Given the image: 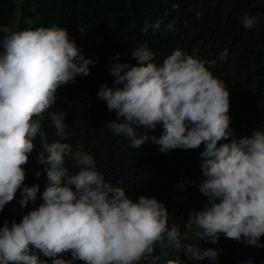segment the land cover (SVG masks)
<instances>
[{
    "label": "clouds",
    "instance_id": "1",
    "mask_svg": "<svg viewBox=\"0 0 264 264\" xmlns=\"http://www.w3.org/2000/svg\"><path fill=\"white\" fill-rule=\"evenodd\" d=\"M26 22L33 23L31 18ZM259 22L260 16L245 15L242 26L251 30ZM149 28L160 31L161 22L145 23L142 32ZM79 30L83 33L85 26L79 25ZM175 31L174 22H169L162 34ZM228 55L227 50L221 52L219 61ZM132 56L135 65L118 62L117 53V62L109 66L114 86L101 85L98 92L108 110L117 114L108 127L128 138L133 148L151 140L163 154L203 145L205 179L199 190L207 203L203 210L188 213L186 229H195L197 241L216 244L223 235L264 248V130L233 136L230 92L210 70L217 60H201L176 49L158 66L143 45L135 47ZM96 62L83 54L65 28L13 31L0 25V213L21 189V208L37 204L40 186L25 185L24 166L35 137L44 136V113L56 103L60 86L88 76ZM50 116L60 140L45 141L37 157L46 165L36 173L47 177L42 202L20 222L0 226V264H160L164 254L154 255L158 242L183 248L193 260L218 261L221 250L183 243L187 237L182 239L176 224L169 228V212L162 202L144 195L134 201L124 188L106 182L90 153L60 142L67 135L64 113ZM161 124L159 138L138 132ZM67 161L76 172L65 166ZM69 253L71 258H63ZM164 264L181 262L167 259Z\"/></svg>",
    "mask_w": 264,
    "mask_h": 264
},
{
    "label": "trees",
    "instance_id": "2",
    "mask_svg": "<svg viewBox=\"0 0 264 264\" xmlns=\"http://www.w3.org/2000/svg\"><path fill=\"white\" fill-rule=\"evenodd\" d=\"M245 15L260 16L259 24L251 30L244 29ZM28 18L33 23H27ZM14 19H18L17 31L65 28L83 54L97 62L90 66L88 76H78L74 83L60 86L56 103L44 113L41 122L44 136L35 137V148L24 166L25 185L40 186L37 204L30 202L27 208H21V189L0 213V226L4 222H20L23 215L42 202L40 196L47 177L46 174L38 177L36 173L42 172L46 165L39 164L37 157L45 141L60 140L50 114L63 112L67 135L60 142L69 143L73 150L79 145L82 151L90 153L105 181L124 188L134 201L144 195L162 202L169 212V228L176 224L182 239L187 237L184 244L198 243L202 250H221L218 261H197L190 259L183 248L162 247L158 242L154 255L164 254L160 264L167 259H178L181 264H264V248L223 235L216 244L197 241L193 240L195 229L192 232L186 229L188 213L203 210L207 203V197L199 190L205 179L200 155L204 146L163 154L149 140L140 149L133 148L128 138L115 135L108 127L117 114L109 111L106 102L98 97L101 85L114 86L109 66L117 62V53L118 62L135 65L132 50L143 45L154 54L152 62L160 66L168 55L180 49L201 60H217L210 70L225 82L230 92V127L235 138L251 136L256 128L264 130V0H23L19 6L18 0H0V25L9 28ZM156 22H161L160 31L149 28L147 33L142 32L145 23ZM169 22H174L176 31L162 34ZM79 25L85 26L83 33ZM225 50L229 55L221 62L218 57ZM138 132L159 138L163 126L154 130L140 128ZM65 166L71 172L77 171L71 161ZM260 243L264 244V237ZM66 257L71 258L70 253L63 255ZM47 261L50 263L51 259Z\"/></svg>",
    "mask_w": 264,
    "mask_h": 264
},
{
    "label": "rangeland",
    "instance_id": "3",
    "mask_svg": "<svg viewBox=\"0 0 264 264\" xmlns=\"http://www.w3.org/2000/svg\"><path fill=\"white\" fill-rule=\"evenodd\" d=\"M22 1H23V0H18V6L21 4ZM9 28H10L11 30H13V31H17V29H18V19H14V20L11 22Z\"/></svg>",
    "mask_w": 264,
    "mask_h": 264
}]
</instances>
